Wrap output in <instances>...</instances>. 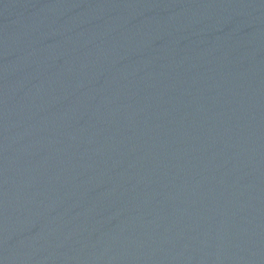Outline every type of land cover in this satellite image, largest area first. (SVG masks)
I'll list each match as a JSON object with an SVG mask.
<instances>
[{"label":"water","instance_id":"95a60500","mask_svg":"<svg viewBox=\"0 0 264 264\" xmlns=\"http://www.w3.org/2000/svg\"><path fill=\"white\" fill-rule=\"evenodd\" d=\"M0 264H264V0H0Z\"/></svg>","mask_w":264,"mask_h":264}]
</instances>
